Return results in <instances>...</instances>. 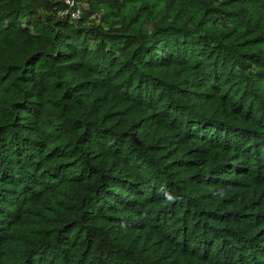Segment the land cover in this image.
<instances>
[{
  "label": "trees",
  "instance_id": "trees-1",
  "mask_svg": "<svg viewBox=\"0 0 264 264\" xmlns=\"http://www.w3.org/2000/svg\"><path fill=\"white\" fill-rule=\"evenodd\" d=\"M0 0V264H264V0Z\"/></svg>",
  "mask_w": 264,
  "mask_h": 264
},
{
  "label": "built area",
  "instance_id": "built-area-1",
  "mask_svg": "<svg viewBox=\"0 0 264 264\" xmlns=\"http://www.w3.org/2000/svg\"><path fill=\"white\" fill-rule=\"evenodd\" d=\"M67 8L61 14H69L72 18H78L81 14V8L76 0H64Z\"/></svg>",
  "mask_w": 264,
  "mask_h": 264
}]
</instances>
